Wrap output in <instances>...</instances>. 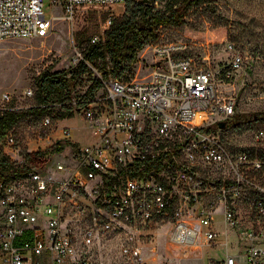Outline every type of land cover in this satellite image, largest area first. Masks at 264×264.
<instances>
[{"label":"built area","instance_id":"built-area-1","mask_svg":"<svg viewBox=\"0 0 264 264\" xmlns=\"http://www.w3.org/2000/svg\"><path fill=\"white\" fill-rule=\"evenodd\" d=\"M127 1L0 0V41L47 38L58 16L48 18L46 6L64 14L70 31L78 8L106 7L109 28L118 16L112 6ZM148 47L152 70L144 78L103 79L86 62L103 86L75 112L94 145L53 141L62 120L51 115L29 125L34 147L20 146L17 127L0 141L18 164L22 151L39 155L23 176L0 185V264H90L91 252L118 233L128 236L117 246L121 264H152L130 234L155 232L168 234L175 249L224 250L211 264H264V130L255 132L254 149L230 146L236 98L219 93L212 67L197 64L183 41ZM83 60L76 52L70 67ZM241 63L235 57L230 70ZM25 96L33 98V88ZM11 99L0 95V114L20 110ZM59 142L68 152L54 150Z\"/></svg>","mask_w":264,"mask_h":264},{"label":"rangeland","instance_id":"rangeland-1","mask_svg":"<svg viewBox=\"0 0 264 264\" xmlns=\"http://www.w3.org/2000/svg\"><path fill=\"white\" fill-rule=\"evenodd\" d=\"M166 0H157L155 7L161 9ZM48 5L49 2L46 1ZM125 4L113 5L111 10L121 17ZM48 18L58 16L52 33L47 38L11 39L0 41V95L9 93L11 104L26 109L34 104L25 96L28 88H33V78L43 70L67 69L76 52H83L86 45L95 37L103 38L108 29L105 25L108 11L101 6H83L77 9L74 18V31L60 10L45 7ZM71 26V30H72ZM159 43L186 42L190 55L197 64H208L217 74L218 91L225 96L236 98V116L242 114V121L226 131L228 143L232 147L256 148L254 134L264 130V0H206L192 7L183 21L176 26L158 29ZM155 43V42H154ZM235 57L241 58V66L230 70ZM152 54L148 46L139 53V61L132 69L130 78H144L152 70ZM230 70V71H229ZM229 71L230 77L224 75ZM1 105V101H0ZM32 123L25 118L17 126L20 146L34 147ZM71 128L65 138L59 127ZM56 138L78 144L81 148L92 146L96 137L88 128L81 113L58 123L53 132ZM47 146L49 142L42 143ZM55 147V146H54ZM69 147L63 145V152ZM67 164L66 161H61ZM125 233L113 234L102 241L100 248L91 252L90 264H121L118 244L127 239ZM139 246L142 256L152 264H211L222 260L225 251L204 248L175 249L169 244L168 234L155 232L150 235L130 234ZM235 249H231L232 254Z\"/></svg>","mask_w":264,"mask_h":264},{"label":"trees","instance_id":"trees-1","mask_svg":"<svg viewBox=\"0 0 264 264\" xmlns=\"http://www.w3.org/2000/svg\"><path fill=\"white\" fill-rule=\"evenodd\" d=\"M156 1L128 0L124 13L104 32L103 39L96 43L90 41L86 45L82 52L83 61L67 69L47 68L35 76L34 104L27 109L0 114V141L25 118L38 122L44 116L51 115L54 120H64L74 117L76 108L87 106L103 84L86 62L101 72L103 79L119 77L129 80L132 69L139 61V53L146 46L159 43L158 29L180 24L192 7L206 0H166L161 9L155 7ZM73 100H77L76 106ZM242 117V114H237L238 123L245 121ZM54 150L63 151V144L57 143ZM21 157L24 163H16L0 144V185L23 176L27 169L25 163L36 162L39 155L22 151Z\"/></svg>","mask_w":264,"mask_h":264},{"label":"water","instance_id":"water-1","mask_svg":"<svg viewBox=\"0 0 264 264\" xmlns=\"http://www.w3.org/2000/svg\"><path fill=\"white\" fill-rule=\"evenodd\" d=\"M221 128H224L225 127V124L224 123H220L219 124Z\"/></svg>","mask_w":264,"mask_h":264}]
</instances>
